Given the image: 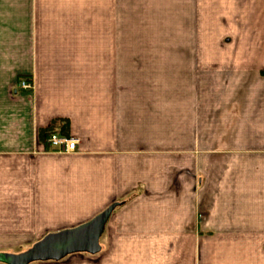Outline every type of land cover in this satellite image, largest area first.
Segmentation results:
<instances>
[{"label": "crops", "instance_id": "obj_1", "mask_svg": "<svg viewBox=\"0 0 264 264\" xmlns=\"http://www.w3.org/2000/svg\"><path fill=\"white\" fill-rule=\"evenodd\" d=\"M113 205L32 264H264V0H0V253Z\"/></svg>", "mask_w": 264, "mask_h": 264}, {"label": "water", "instance_id": "obj_2", "mask_svg": "<svg viewBox=\"0 0 264 264\" xmlns=\"http://www.w3.org/2000/svg\"><path fill=\"white\" fill-rule=\"evenodd\" d=\"M115 206L107 208L90 222L75 229L46 236L31 249L21 254L0 253V263L32 264L35 262L60 261L68 255L99 252V238Z\"/></svg>", "mask_w": 264, "mask_h": 264}, {"label": "built area", "instance_id": "obj_3", "mask_svg": "<svg viewBox=\"0 0 264 264\" xmlns=\"http://www.w3.org/2000/svg\"><path fill=\"white\" fill-rule=\"evenodd\" d=\"M17 85L20 90L26 91L32 88L31 81L26 79L20 80ZM45 144L53 152L67 154L76 150L78 141L75 138L53 133L47 136Z\"/></svg>", "mask_w": 264, "mask_h": 264}, {"label": "rangeland", "instance_id": "obj_4", "mask_svg": "<svg viewBox=\"0 0 264 264\" xmlns=\"http://www.w3.org/2000/svg\"><path fill=\"white\" fill-rule=\"evenodd\" d=\"M114 206V205H113ZM50 234H53V233H48L46 236H48V235H50ZM45 236V237H46ZM45 237H43V238H39L36 242H34L32 245H30L29 246V242L31 241V240H28V242H26V240H24L23 242L24 243H22L21 245H20V247L19 248H16V249H14V250H25L24 252H26L27 250H29V249H31L37 242H39V241H41L42 239H44ZM23 253V252H22ZM46 262H48V261H46ZM57 262V261H56ZM42 263H45V262H42Z\"/></svg>", "mask_w": 264, "mask_h": 264}, {"label": "trees", "instance_id": "obj_5", "mask_svg": "<svg viewBox=\"0 0 264 264\" xmlns=\"http://www.w3.org/2000/svg\"><path fill=\"white\" fill-rule=\"evenodd\" d=\"M52 128V127H51ZM51 134V133H50Z\"/></svg>", "mask_w": 264, "mask_h": 264}]
</instances>
